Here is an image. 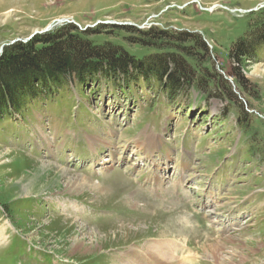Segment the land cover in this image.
Returning <instances> with one entry per match:
<instances>
[{"label": "rangeland", "instance_id": "obj_1", "mask_svg": "<svg viewBox=\"0 0 264 264\" xmlns=\"http://www.w3.org/2000/svg\"><path fill=\"white\" fill-rule=\"evenodd\" d=\"M263 8L264 0H0V55L64 25L139 59L142 50L124 41L137 35L119 28L195 33L244 109L264 121V47L240 71L249 104L226 58L245 17ZM114 88L72 84L35 102L25 124L0 126V264H129L124 255L154 240L187 243V264H218L211 246L225 264H264V160L245 156L234 108L218 97L198 105L190 91L178 95L191 109L169 104L155 83L124 96ZM81 178L87 184L73 189Z\"/></svg>", "mask_w": 264, "mask_h": 264}, {"label": "trees", "instance_id": "obj_2", "mask_svg": "<svg viewBox=\"0 0 264 264\" xmlns=\"http://www.w3.org/2000/svg\"><path fill=\"white\" fill-rule=\"evenodd\" d=\"M245 18L244 33L229 48L226 58L234 63L232 84L244 103L249 104L240 71L255 58L256 50L264 47V8ZM119 29L137 35H124V41L142 50L141 59L125 51L119 42L94 44L88 33L73 25L61 26L27 43L5 46L0 55V126L10 120L12 126L19 121L25 124V114L35 102L53 101L64 87L72 84L100 88L105 82L124 96L139 83H155L166 93L169 104L183 108L191 109L190 102L180 100L178 93L183 91H190L191 99L196 94L193 103L198 105L212 97L227 101L237 115L241 141L248 144L245 156L256 164L264 160V121L248 113L237 100L227 80L214 68V49L210 51L198 34ZM133 38L135 42H131ZM31 147L34 148L33 143ZM0 206L7 207L1 197Z\"/></svg>", "mask_w": 264, "mask_h": 264}, {"label": "bare ground", "instance_id": "obj_3", "mask_svg": "<svg viewBox=\"0 0 264 264\" xmlns=\"http://www.w3.org/2000/svg\"><path fill=\"white\" fill-rule=\"evenodd\" d=\"M153 145H155V144H153L151 142V144L149 143L147 148H150ZM149 181H151V180H149ZM86 184H87L86 180L81 178L80 181L74 182L71 186H72L73 189H80L81 187L85 186ZM24 192L27 193V191H24ZM177 243H179V242H177ZM177 243H172L170 241H165V243L164 242H159V241H153V242H150V245L148 243L147 247L144 250H141V249H138V248H133L125 256L127 257L129 264H141L140 263L141 261H144L143 262L144 264L147 263L148 261H150L151 264H172L170 262L171 259H173L175 257L176 260H177V258H179L178 255L177 256L175 255V252H176L175 248L179 247V249H180V246L177 245ZM208 249H209V252L208 253L205 252V253H207V255L211 254L213 256V258L216 260L215 261L216 263L225 264V261H223L221 258H219L218 253H217L218 251L216 252L217 249L214 246H211ZM187 260L191 261L190 256L186 255V257L182 256L181 257V262L180 261L179 262H180V264L181 263L182 264H187Z\"/></svg>", "mask_w": 264, "mask_h": 264}, {"label": "water", "instance_id": "obj_4", "mask_svg": "<svg viewBox=\"0 0 264 264\" xmlns=\"http://www.w3.org/2000/svg\"><path fill=\"white\" fill-rule=\"evenodd\" d=\"M50 27H48L46 30H49Z\"/></svg>", "mask_w": 264, "mask_h": 264}]
</instances>
